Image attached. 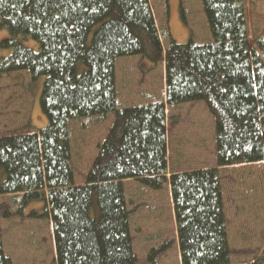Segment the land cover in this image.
I'll list each match as a JSON object with an SVG mask.
<instances>
[{"label": "trees", "instance_id": "16d2710c", "mask_svg": "<svg viewBox=\"0 0 264 264\" xmlns=\"http://www.w3.org/2000/svg\"><path fill=\"white\" fill-rule=\"evenodd\" d=\"M201 3L212 40L170 38L165 48L150 0H0V31L9 33L0 49L11 51L1 57L0 78L19 71L33 82L44 77L40 104L48 121L38 132L0 136V195L15 194L19 215L32 200L45 202L44 214L29 216L52 221L53 264L138 263L130 179L171 187L177 240L153 247L149 261L178 243L182 264H232L218 167L264 161V37L250 39L248 0ZM131 56L165 63L166 102L118 107L117 60ZM195 101L215 118L216 166L171 172L167 107ZM110 114L85 184L77 185L70 123ZM9 217L0 213V264H13L1 223ZM241 264H264V250Z\"/></svg>", "mask_w": 264, "mask_h": 264}, {"label": "rangeland", "instance_id": "374dc122", "mask_svg": "<svg viewBox=\"0 0 264 264\" xmlns=\"http://www.w3.org/2000/svg\"><path fill=\"white\" fill-rule=\"evenodd\" d=\"M162 42L166 48L170 38L178 43L190 40L209 43L212 35L201 0H169L166 15L165 0H150ZM250 39L264 37V0H248ZM184 10V14H183ZM0 31V42L8 37ZM29 48L38 49L34 40H23ZM9 49H0L7 56ZM166 66L155 65L140 56L117 60L118 107H131L154 102H166ZM84 67L79 65V72ZM44 77L32 81L28 71H19L0 78V136L38 132L47 124L40 98ZM168 153L170 171H184L216 166L215 118L204 101L168 106ZM114 114L106 118L91 116L72 120L70 140L75 181L83 185L114 121ZM224 191L232 264L252 262L264 250V162L218 167ZM6 173L0 169V184ZM125 190L131 214V233L137 264H182L181 253L175 246L155 261H149L150 250L169 239L177 240V227L172 214L169 186L163 190L146 192L136 180H126ZM21 196V194H19ZM15 194L0 195V213L9 211L11 217L2 218L4 246L13 264H53L56 261L53 223L49 218H31L33 212L45 213V202L32 200L17 213ZM144 202V203H143ZM160 214L158 218V214ZM179 247V246H178Z\"/></svg>", "mask_w": 264, "mask_h": 264}, {"label": "crops", "instance_id": "0c3cea01", "mask_svg": "<svg viewBox=\"0 0 264 264\" xmlns=\"http://www.w3.org/2000/svg\"><path fill=\"white\" fill-rule=\"evenodd\" d=\"M263 162H264V161H263ZM168 186L170 187V185H168ZM148 188H149V187H146V186L143 187V189H144L146 192L150 191L149 189H151V188H149V189H148ZM165 188H167V185L164 186L163 189H165ZM163 189H162V190H163ZM151 190H154V189H151ZM168 190H169V198H168V201H169V199L172 201V202H171V204H172V205H171V207H172V214H173V216H174V222H176V221H175V211H174V203H173V198H172V193H171V187H170ZM143 203H144V202H143ZM160 214H161V213L158 214V218H159ZM175 225H176V224H175ZM176 247H177V249L179 250V247H178L177 245H176ZM179 252H180V250H179Z\"/></svg>", "mask_w": 264, "mask_h": 264}]
</instances>
